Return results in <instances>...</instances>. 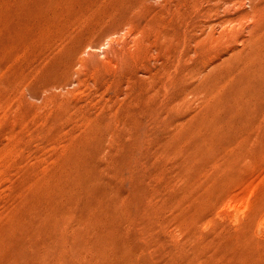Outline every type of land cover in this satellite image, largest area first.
Segmentation results:
<instances>
[{"label": "rangeland", "instance_id": "obj_1", "mask_svg": "<svg viewBox=\"0 0 264 264\" xmlns=\"http://www.w3.org/2000/svg\"><path fill=\"white\" fill-rule=\"evenodd\" d=\"M103 1L87 7L80 23V7H73L83 48L64 83L63 70L54 72L50 55H37L34 46L26 55H0V264H264V95L233 83L219 98L193 96L208 80L193 92V83L175 85L167 98L164 60L137 43L165 22L170 7H196V0ZM207 2L201 7H221ZM255 5L264 0L230 7ZM167 104L178 110L166 111ZM151 114L164 124L149 122Z\"/></svg>", "mask_w": 264, "mask_h": 264}, {"label": "bare ground", "instance_id": "obj_2", "mask_svg": "<svg viewBox=\"0 0 264 264\" xmlns=\"http://www.w3.org/2000/svg\"><path fill=\"white\" fill-rule=\"evenodd\" d=\"M2 0H0L1 2ZM109 1V0H108ZM202 1H219L221 7H201ZM260 1V0H258ZM107 1L103 0H3L2 5L0 6V55L9 56L13 53H18L22 51L28 53L32 50V46L35 49L34 52L37 55L43 53L49 54V61H52L53 69L57 68V74L60 69L63 74H59L63 80L66 76L64 71L66 70L69 75L71 74L70 70L72 67L76 66L78 62L77 57L79 56V51L83 48V40L81 36L76 31L77 24L76 20L74 21V10L73 7H80L78 9V15L82 16V13L86 11L87 7H100L105 5ZM193 1L192 3H194ZM208 3V2H207ZM206 3V4H207ZM196 7H170L169 11L166 14L165 21L156 26H151L150 30L147 29V33H141L140 39L137 45L142 44L148 48H153L157 56L156 58L164 60L163 68L167 73L166 79L163 81V89L165 91L167 98L169 93L178 84H192V90H195L197 85H204L206 81L210 80L205 86L204 92H200L199 88L193 92V96L199 95L202 98H216V94L221 92L224 88L228 87L233 83H239L247 86H250L255 93L264 95V7H252L250 10H245L244 7H230V5L235 4V0H196ZM210 4V3H209ZM241 4V3H240ZM185 5V4H184ZM187 5V4H186ZM191 5V1H190ZM181 6V5H180ZM168 8V7H167ZM167 10V9H166ZM85 13V12H84ZM85 21V19L81 18ZM250 20V23H249ZM83 21V22H84ZM80 25V24H78ZM78 29V28H77ZM88 29V28H87ZM84 30H82L83 32ZM85 33V31H84ZM87 33V32H86ZM75 34V35H74ZM90 34V33H89ZM83 35V34H81ZM86 35V34H84ZM83 35V36H84ZM88 35V34H87ZM89 40V36H87ZM83 38V37H82ZM86 39V37H85ZM86 39V40H87ZM90 41V40H89ZM92 42V40H91ZM36 43H41L44 46L41 49L36 47ZM56 43V44H55ZM85 44V41H84ZM141 45V46H142ZM87 46V45H86ZM136 46L135 48H137ZM140 46V47H141ZM88 47H96L95 44L90 43ZM138 47V48H140ZM146 49V48H145ZM140 50V49H139ZM27 51V52H26ZM33 52V51H32ZM139 52V51H138ZM20 53V52H19ZM124 53V52H123ZM35 54V55H36ZM17 58L20 56L16 54ZM24 55V54H23ZM21 55V56H23ZM121 55V53H120ZM25 57V56H24ZM35 57V56H34ZM33 57V58H34ZM48 57V56H46ZM225 57V58H224ZM12 58V57H11ZM27 58V57H26ZM37 58V57H36ZM130 58V57H129ZM31 59V58H29ZM40 59V58H39ZM38 59V60H39ZM82 59V58H81ZM46 60V58H45ZM44 60V61H45ZM3 61V60H0ZM9 61V60H8ZM81 61V60H80ZM79 61V66L81 65L84 69L82 75L87 74V66L83 61ZM220 61V63L218 62ZM14 61H12L13 63ZM37 62V61H36ZM40 62V61H38ZM37 62V63H38ZM46 62V61H45ZM44 62V63H45ZM126 62V61H124ZM123 62V63H124ZM218 62V63H217ZM32 63V62H30ZM127 63V62H126ZM124 63V64H126ZM7 64V63H6ZM5 64V65H6ZM27 64V63H26ZM35 64V63H34ZM40 65L41 62L39 63ZM38 64V65H39ZM46 64H48L46 62ZM45 64V65H46ZM123 64V65H124ZM15 65V64H14ZM22 65V64H21ZM29 65V63H28ZM50 64H48L49 66ZM78 65V64H77ZM25 66V65H23ZM22 66V67H23ZM27 66V65H26ZM30 66V65H29ZM33 66V65H31ZM35 66V65H34ZM78 66V67H79ZM35 70L37 66H35ZM46 67V66H45ZM77 67V66H76ZM33 68V67H32ZM31 68V69H32ZM9 69V68H8ZM33 69V70H34ZM55 69L53 70L55 72ZM59 69V70H58ZM80 69V68H79ZM77 69V70H79ZM12 70V68H11ZM15 70V69H13ZM34 70V72H35ZM52 70V67L49 69ZM76 70V69H75ZM76 70V72H77ZM21 71V70H20ZM23 71V70H22ZM30 71V70H29ZM11 72L10 70L8 73ZM13 72V71H12ZM15 72V71H14ZM31 72H33L31 70ZM65 72V74H66ZM74 72V71H73ZM83 72V71H82ZM89 72V71H88ZM7 73V74H8ZM29 73V72H28ZM37 73V71H36ZM34 73V74H36ZM159 73V72H158ZM31 74V73H30ZM55 74V73H54ZM64 75V76H63ZM68 75V74H67ZM81 75V74H80ZM79 75V76H80ZM81 75V77H82ZM16 76V75H15ZM26 76V74H25ZM58 76V75H57ZM160 76V75H159ZM17 77V76H16ZM19 77V76H18ZM29 77V75H27ZM87 78V76H85ZM154 77V76H153ZM156 77V76H155ZM21 78V76H20ZM23 78V77H22ZM69 78V77H68ZM83 79V80H86ZM13 79V78H12ZM15 79V78H14ZM13 79V80H14ZM19 79V78H16ZM15 79V80H16ZM30 78L28 80H33ZM38 79V77H37ZM82 79H79L80 83L84 82ZM155 79V78H154ZM160 79V78H159ZM28 80L26 82H28ZM66 77L64 78L63 83L65 82ZM70 80V79H69ZM161 80V79H160ZM17 81V80H16ZM15 81V83H16ZM60 81V80H59ZM73 81V80H72ZM76 81V80H75ZM77 82V84L79 83ZM18 82V81H17ZM69 81L67 85L70 84ZM88 82V81H87ZM46 83V82H45ZM58 83V82H57ZM60 83H62L60 81ZM67 83V82H66ZM72 83V82H71ZM79 83V84H80ZM153 83V82H152ZM20 84V83H19ZM47 84V83H46ZM84 84V83H83ZM83 84H80L81 86ZM197 84V85H195ZM14 85V83H13ZM17 85V84H16ZM49 85V84H48ZM54 85V84H53ZM59 85V84H58ZM155 85V84H152ZM161 85V84H160ZM201 85V86H202ZM242 85H239L242 88ZM184 87V85H182ZM236 86V85H235ZM41 87V86H40ZM48 87V86H47ZM80 87V86H79ZM157 88V87H156ZM239 88V91H240ZM185 89V88H184ZM186 89H188L186 87ZM182 90V88H181ZM189 90V89H188ZM186 91L185 94L188 92ZM203 90V89H202ZM243 90V89H242ZM242 90L240 92H242ZM245 90V89H244ZM175 91V90H174ZM237 92V91H236ZM248 92V91H247ZM252 92V91H251ZM252 92V94L254 93ZM178 93V92H177ZM184 93V92H183ZM235 93V92H234ZM245 93V91H244ZM256 93V94H257ZM148 94V93H147ZM184 94V95H185ZM188 94V93H187ZM221 94V93H219ZM246 94V93H245ZM249 94V92H248ZM253 97L255 98V95ZM151 95V94H150ZM157 95V94H156ZM183 95V94H182ZM181 95V96H182ZM192 95V93H191ZM190 95V96H191ZM222 95V94H221ZM239 95V94H238ZM251 95V94H250ZM152 96V95H151ZM188 96V95H187ZM220 96V95H218ZM217 96V97H218ZM53 97V96H52ZM162 97V96H161ZM186 97V96H184ZM181 98V101L184 99ZM192 97V96H191ZM249 97V96H248ZM193 98V97H192ZM196 98V97H195ZM197 97V99H199ZM201 98V100H202ZM219 98V97H218ZM217 98V99H218ZM221 98V97H220ZM52 99V98H51ZM131 99V98H130ZM151 99V98H150ZM177 99V98H176ZM233 99V98H232ZM252 99V98H251ZM264 99V98H263ZM132 100V99H131ZM134 100V99H133ZM146 100V99H145ZM152 100V99H151ZM163 100V99H162ZM165 100V99H164ZM206 100V99H204ZM209 100V99H208ZM221 100V99H220ZM236 100V99H235ZM136 101V100H135ZM134 101V102H135ZM169 101V100H168ZM174 101V100H172ZM180 104L179 101L176 100ZM210 101V100H209ZM133 102V103H134ZM138 102V101H137ZM164 102V101H163ZM175 102V101H174ZM236 102V101H235ZM150 103V102H149ZM162 103V102H161ZM176 103V104H177ZM198 103V102H196ZM195 103V104H196ZM207 103V102H206ZM234 103V102H233ZM132 104V101H131ZM152 104V102H151ZM166 104V103H165ZM178 104V105H179ZM222 104V103H221ZM153 105V104H152ZM159 105V104H158ZM166 111L176 112L177 106L173 104H167ZM189 105V104H188ZM210 105V104H209ZM217 105L219 106L220 103ZM251 105V104H250ZM156 106V105H155ZM163 106V104H162ZM161 106V109L165 111V108ZM194 106V105H193ZM133 107V106H132ZM154 107V106H153ZM160 107V105H159ZM165 107V106H164ZM188 107V106H187ZM203 107V106H202ZM156 107H154L155 109ZM196 108V107H195ZM209 108V107H208ZM220 108V107H219ZM65 109V108H64ZM126 109V108H125ZM128 109V108H127ZM160 108L157 107L158 111ZM200 109V108H198ZM215 109V108H214ZM257 109V108H256ZM67 110V109H66ZM65 115H69L67 112ZM151 110V109H150ZM216 110V109H215ZM222 110V109H221ZM141 111V110H140ZM209 111V110H208ZM212 111V110H211ZM131 112V111H129ZM142 112V111H141ZM146 112V111H145ZM144 112V113H145ZM223 112V111H222ZM117 113V112H116ZM132 113V112H131ZM135 113V112H134ZM168 113V112H166ZM199 113V112H198ZM202 113V112H201ZM209 113V112H208ZM122 114V113H120ZM119 114V118L121 117ZM130 114V113H128ZM127 114V115H128ZM143 114V113H142ZM141 114V115H142ZM146 114V113H145ZM159 114V113H158ZM157 114V115H158ZM169 114V113H168ZM138 115V114H137ZM140 115V116H141ZM149 115V114H148ZM152 115V114H151ZM153 118V115L150 116L149 122H158L162 121L157 118ZM213 115V114H212ZM220 115V114H219ZM232 115V114H231ZM230 115V116H231ZM234 115V114H233ZM240 115V114H239ZM125 116V112L123 117ZM252 116V115H251ZM71 117V116H70ZM130 117V116H129ZM136 117V116H135ZM147 117V115H146ZM165 117V116H164ZM169 117V116H168ZM213 117V116H212ZM218 117V116H217ZM68 118V116L66 117ZM127 118V116H126ZM181 118V117H180ZM187 118V117H186ZM209 118V117H208ZM231 118V117H230ZM125 119V118H124ZM129 119V118H128ZM127 119V120H128ZM143 119V118H141ZM147 119V118H145ZM163 119V118H162ZM170 120V118H168ZM190 119V118H189ZM229 119V118H227ZM119 120V119H118ZM121 120V118H120ZM126 120V119H125ZM124 120V121H125ZM137 120V119H135ZM160 120V121H159ZM167 120V119H166ZM168 120V121H169ZM177 119H175L176 121ZM222 120V119H221ZM254 120V119H253ZM122 121V120H121ZM134 121V120H132ZM139 121V120H138ZM143 121V120H142ZM127 122H130L129 120ZM148 122V121H147ZM166 122V121H164ZM178 122V120H177ZM182 123V121L178 122ZM218 122V120H217ZM229 122V121H228ZM234 122V121H233ZM117 123V122H116ZM134 123V122H133ZM136 123V122H135ZM190 123V122H189ZM249 123V122H248ZM124 126V123H122ZM122 124L120 126H122ZM137 124V123H136ZM140 124V123H139ZM145 125V123H142ZM150 124V123H149ZM164 124V123H163ZM161 123V125H163ZM172 124V122H171ZM170 124V125H171ZM208 124V123H206ZM228 124V123H227ZM231 124V123H230ZM229 124V125H230ZM247 124V123H246ZM118 125V124H116ZM118 125V126H119ZM126 125V124H125ZM131 125V122L129 126ZM134 125V124H133ZM138 125V124H137ZM151 125V124H150ZM149 125V126H150ZM176 125V122L175 124ZM173 125V126H174ZM176 125V126H178ZM114 126V125H113ZM141 126V125H140ZM174 126V127H176ZM181 126V125H180ZM183 126V124H182ZM181 126V127H182ZM185 126V125H184ZM136 127V126H135ZM138 127V126H137ZM161 127V126H160ZM157 127V128H160ZM208 127V126H207ZM215 127V126H214ZM125 128V127H124ZM127 128V127H126ZM143 128V127H142ZM146 128V127H145ZM143 128V129H145ZM153 128V127H152ZM164 128V127H163ZM179 128V127H176ZM187 128V127H186ZM185 128V129H186ZM213 128V127H212ZM223 128V127H222ZM89 129V128H88ZM137 129V128H136ZM149 130V128L147 127ZM171 129V128H169ZM195 129V128H194ZM204 129V128H203ZM227 129V128H226ZM229 129V126H228ZM232 129V128H231ZM230 129V130H231ZM236 129V128H235ZM253 129V128H252ZM255 129V128H254ZM126 130V129H125ZM135 131V129H133ZM146 130V129H145ZM156 130V129H155ZM158 130V129H157ZM160 130V129H159ZM162 130V129H161ZM160 130V132H161ZM176 130V129H175ZM173 129L172 134L175 131ZM178 130V129H177ZM176 130V131H177ZM183 130V129H182ZM229 130V131H230ZM93 131V130H92ZM170 133V130H168ZM181 131V129L179 130ZM232 131V130H231ZM234 131V130H233ZM122 132V131H121ZM140 132V131H139ZM143 132V131H142ZM155 131H152L154 134ZM197 132V131H196ZM109 133V132H108ZM130 133V132H129ZM128 133V135H130ZM137 133V132H136ZM145 133V132H144ZM168 133V134H169ZM177 133V132H176ZM180 133V132H179ZM206 133V131H205ZM215 133V132H214ZM232 133V132H231ZM252 133V132H251ZM111 134V133H110ZM114 134V131H113ZM149 134V133H148ZM151 134V133H150ZM171 134V135H172ZM217 134V133H216ZM127 135V134H126ZM155 135V134H154ZM153 136V135H152ZM170 136V135H169ZM173 136V135H172ZM171 136V137H172ZM175 136V134H174ZM180 136V135H179ZM197 136V134L195 135ZM228 136V135H224ZM222 136V137H224ZM111 137V136H110ZM178 137V136H177ZM176 137V138H177ZM186 137V136H185ZM126 138V137H125ZM143 138V137H142ZM150 138V137H147ZM182 138V137H181ZM203 138V137H202ZM148 140V139H146ZM152 140V139H151ZM176 140V139H175ZM185 140V139H184ZM190 140V139H189ZM188 140V141H189ZM202 140V139H201ZM245 141V140H244ZM253 141V140H252ZM130 142V141H129ZM165 142V140H164ZM249 142V141H248ZM71 143V142H70ZM166 143V142H165ZM168 143V141H167ZM212 143V142H211ZM210 143V144H211ZM245 143V142H244ZM164 144V143H163ZM197 144V143H196ZM251 144V143H249ZM215 145V144H214ZM157 146V145H156ZM167 146V145H166ZM165 145L163 147L167 148ZM188 146V145H187ZM194 146V145H193ZM204 146V145H203ZM207 146V145H205ZM244 146V145H243ZM69 147V146H68ZM241 147V146H240ZM248 147V146H247ZM137 148V147H136ZM146 148V147H145ZM202 148V147H200ZM75 149V148H74ZM135 149V148H134ZM161 149V148H160ZM163 149V148H162ZM178 149V148H177ZM182 149V148H181ZM189 149V148H188ZM210 149V148H209ZM229 149V148H228ZM231 150V149H230ZM238 150V149H237ZM240 150V149H239ZM76 151V149H75ZM81 151V150H80ZM175 151V150H174ZM242 151V150H240ZM191 152V151H190ZM82 153V152H80ZM207 154V153H206ZM248 154V153H247ZM71 155V154H70ZM80 155V154H79ZM244 155V154H243ZM78 156V155H77ZM132 156V155H131ZM81 157V156H80ZM155 157V156H154ZM182 157V156H181ZM195 157V156H194ZM239 157V156H238ZM241 157V156H240ZM239 157V158H240ZM68 158V157H67ZM73 158V157H71ZM157 158V157H155ZM183 158V157H182ZM174 159V158H173ZM189 159V158H188ZM195 159V158H194ZM187 160V159H186ZM228 160V159H227ZM238 160V159H236ZM234 161V158H233ZM251 161V160H249ZM64 162V161H63ZM178 162V161H177ZM194 162V161H193ZM226 162V161H225ZM237 162V161H236ZM239 162V161H238ZM65 163V162H64ZM71 163V162H70ZM73 163V162H72ZM162 163V162H161ZM168 163V162H167ZM173 163V162H172ZM216 163V162H215ZM79 164V163H78ZM86 164V163H85ZM63 165V164H62ZM65 165V164H64ZM63 165V167H64ZM68 165V164H67ZM160 165V164H159ZM175 165V164H174ZM173 165V166H174ZM183 166V165H182ZM200 166V164H199ZM224 166H227L226 164ZM233 166V165H232ZM62 167V168H63ZM69 167V166H68ZM79 167V166H77ZM163 167V166H161ZM177 167V166H176ZM189 167V166H188ZM202 167V166H201ZM216 167V166H215ZM70 168V167H69ZM82 168V167H81ZM159 168V166H158ZM229 168V167H228ZM65 169V168H64ZM161 169V168H160ZM163 169V168H162ZM188 169V168H186ZM225 169V168H224ZM227 169V168H226ZM177 170V169H176ZM217 170V169H216ZM222 170V169H220ZM228 170V169H227ZM231 170V169H230ZM229 170V172H230ZM68 171V170H67ZM164 171V170H163ZM186 171V170H185ZM184 171V172H185ZM196 171V170H195ZM215 171V170H214ZM226 171V170H225ZM190 172V171H189ZM193 172V171H192ZM223 172V171H222ZM228 172V171H227ZM86 173V172H85ZM84 173V174H85ZM156 173V172H154ZM161 173V172H160ZM224 173V172H223ZM222 173V175H223ZM231 173V172H230ZM66 174V173H65ZM78 174V173H77ZM164 174V173H163ZM190 174V173H189ZM197 174V173H196ZM235 174V173H234ZM86 175V174H85ZM187 175V174H186ZM217 175V174H216ZM82 176V175H81ZM143 176V175H141ZM184 176V175H183ZM189 176V175H187ZM218 176V175H217ZM221 176V175H220ZM70 177V176H69ZM185 177V176H184ZM65 178V177H64ZM75 178V177H74ZM187 178V177H186ZM224 178V177H223ZM66 179V178H65ZM190 179V178H189ZM214 179V178H213ZM228 179V178H227ZM82 180V179H81ZM149 180V178H148ZM147 180V181H148ZM235 180V179H234ZM69 182V180H67ZM192 181V180H191ZM52 182V181H51ZM79 182H81L79 180ZM155 182V181H154ZM173 182V181H172ZM49 183V182H48ZM57 183V182H56ZM87 183V182H86ZM104 183V182H103ZM153 183V182H152ZM160 183V182H159ZM58 184V183H57ZM82 184V183H81ZM93 184V183H92ZM165 184V183H164ZM171 184V183H170ZM192 184V183H191ZM190 184V185H191ZM63 185V184H62ZM96 185V184H95ZM94 185V186H95ZM45 186V185H44ZM61 186V185H59ZM58 186V187H59ZM150 186V185H149ZM148 186V189H149ZM154 186V185H153ZM63 187V186H62ZM66 187V186H65ZM77 187V186H76ZM74 187V188H76ZM96 187V186H95ZM146 187V186H145ZM151 187V186H150ZM55 188V187H54ZM97 188V187H96ZM144 188V187H143ZM147 188V187H146ZM166 188V186H165ZM147 189V190H148ZM153 189V188H152ZM158 189V188H156ZM170 189V187H169ZM42 190V189H41ZM56 190V189H55ZM78 190V189H77ZM86 190V189H85ZM155 190V189H154ZM165 190V189H164ZM190 191V190H189ZM195 191V190H194ZM41 192V191H40ZM62 192V191H61ZM68 193V191L65 190ZM71 192V191H70ZM80 192V191H79ZM157 192V191H156ZM172 192V191H171ZM59 193V192H58ZM64 193V192H63ZM62 193V194H63ZM78 193V192H77ZM89 193V192H88ZM115 193V192H114ZM146 193V192H145ZM153 193V192H152ZM53 194V193H52ZM80 194V193H79ZM95 194V193H94ZM109 194V193H108ZM154 194V193H153ZM157 194V193H156ZM177 194V193H176ZM175 194V195H176ZM209 196V193H207ZM42 195V194H41ZM51 195V194H50ZM48 195V197H50ZM96 195V194H95ZM98 195V194H97ZM159 195V194H158ZM162 195V194H161ZM174 194H172L173 196ZM186 195V194H185ZM198 195V194H197ZM46 196V195H44ZM52 196V195H51ZM54 196V195H53ZM83 196V194H82ZM112 196V195H111ZM57 197V196H56ZM68 197V196H67ZM84 197V196H83ZM100 197V195H99ZM98 197V198H99ZM113 197V196H112ZM125 197V196H124ZM153 197V196H152ZM58 198V197H57ZM61 198V197H60ZM59 198V200H60ZM110 198V197H109ZM126 198V197H125ZM134 198V197H133ZM178 198V197H177ZM186 198V197H185ZM200 198V197H199ZM203 198V197H202ZM201 198V199H202ZM206 198V197H205ZM46 199V198H45ZM62 199V198H61ZM69 199V198H68ZM112 199V198H111ZM166 199V197H165ZM80 200V199H79ZM94 200V199H93ZM96 200V199H95ZM149 200V198H148ZM151 200V199H150ZM169 200V199H168ZM65 201V200H64ZM70 201V200H69ZM83 201V200H82ZM90 201V200H89ZM128 201V200H127ZM156 201V200H155ZM194 201V200H193ZM38 203V201H36ZM35 202V203H36ZM92 202V201H91ZM98 202V201H97ZM151 202V201H150ZM164 202V201H163ZM183 202V201H182ZM49 203V202H48ZM67 203V202H66ZM107 203V202H106ZM112 203V202H111ZM117 203V202H116ZM120 203V202H119ZM172 203V202H171ZM170 203V204H171ZM42 204V203H41ZM133 204V203H132ZM156 204V203H155ZM163 204V203H162ZM169 204V205H170ZM47 205V204H46ZM60 205V204H59ZM72 205V204H70ZM94 205V204H93ZM116 205V204H115ZM144 205V204H143ZM36 206V205H35ZM50 207V205H48ZM63 206V205H62ZM65 206V205H64ZM95 206V205H94ZM164 206V205H162ZM182 206V205H181ZM184 206V205H183ZM183 206L181 208H183ZM188 206V205H187ZM44 207V206H43ZM53 207V206H52ZM56 207V205H55ZM144 207V206H143ZM172 207V206H171ZM185 207V206H184ZM202 207V206H201ZM200 207V208H201ZM34 208V207H33ZM72 208V207H71ZM85 208V207H84ZM94 208V207H93ZM92 208V209H93ZM111 208V207H110ZM123 208V207H122ZM133 208V207H132ZM158 208V207H157ZM96 209V208H95ZM148 209V208H147ZM146 209V211H147ZM162 209V208H161ZM169 209V208H168ZM184 209V208H183ZM199 209V208H198ZM45 210V209H44ZM62 210V209H61ZM91 210V209H90ZM55 211V210H54ZM53 211V212H54ZM152 211V210H151ZM45 212V211H44ZM51 212V211H50ZM61 212V211H60ZM69 212V211H68ZM71 212V211H70ZM93 212V210L91 211ZM145 212V211H143ZM99 213V212H98ZM121 213V212H120ZM146 213V212H145ZM156 213V212H155ZM162 213V212H161ZM39 214V213H38ZM54 214V213H53ZM52 214V215H53ZM57 214V213H56ZM69 214V213H68ZM91 214V213H90ZM102 214V213H101ZM177 214V212H176ZM181 214V213H180ZM42 215V214H41ZM46 215V214H45ZM44 215V216H45ZM49 215V214H47ZM148 215V214H147ZM168 215V214H167ZM179 215V214H178ZM195 215V214H194ZM39 216V215H38ZM50 216V215H49ZM91 216V215H90ZM181 216V215H180ZM184 216V215H183ZM100 217V216H99ZM163 217V216H162ZM161 217V218H162ZM188 217V216H187ZM191 217V216H190ZM90 218V217H89ZM136 218V217H135ZM182 218V217H181ZM71 219V218H70ZM84 219V218H83ZM82 219V220H83ZM93 219V218H92ZM170 219V217H169ZM191 219V218H190ZM188 219V221L190 220ZM48 220V219H47ZM132 220V219H131ZM159 220V219H158ZM164 220V219H163ZM186 220V219H184ZM198 220V219H197ZM56 221V220H55ZM62 221V220H61ZM111 221V220H110ZM167 221V220H166ZM170 221V220H169ZM130 222V220H129ZM133 222V221H132ZM139 222V221H138ZM141 222V221H140ZM159 222V221H158ZM163 222V221H162ZM174 222V221H173ZM53 223V222H52ZM67 223V222H66ZM88 223V221H87ZM153 223V222H152ZM157 223V222H156ZM167 223V222H166ZM176 224H178L176 222ZM181 224V223H180ZM90 225V224H89ZM139 225V224H138ZM66 226V225H64ZM88 227V225H86ZM119 226V225H118ZM70 227V226H69ZM123 227V226H122ZM138 227V226H137ZM166 227V226H165ZM179 227V226H178ZM42 228V227H41ZM56 228V227H55ZM101 228V227H100ZM126 228V227H125ZM43 229V228H42ZM150 228H148L149 230ZM144 230V229H143ZM29 230H27L28 232ZM33 231V230H32ZM36 231V230H35ZM83 231V230H82ZM121 231V229H120ZM123 231V230H122ZM34 232V231H33ZM113 232V231H112ZM143 232V231H142ZM32 233V232H31ZM124 233V232H123ZM126 233V232H125ZM135 233V232H134ZM116 234V233H115ZM136 234V233H135ZM148 235V234H147ZM156 235V234H155ZM162 235V234H161ZM126 236V235H125ZM81 237V236H80ZM64 238V237H63ZM62 238V239H63ZM93 238V237H92ZM115 238V236H114ZM124 238V237H123ZM90 239V238H89ZM88 239V240H89ZM96 239V238H95ZM157 239V238H156ZM159 239V238H158ZM87 240V239H86ZM112 240V238H111ZM110 240V241H111ZM120 240V239H119ZM71 241V240H70ZM126 241V240H125ZM129 241V240H128ZM149 241V240H148ZM59 243V240L57 241ZM69 242V241H68ZM89 242V241H88ZM112 242V241H111ZM169 242V241H168ZM29 243V242H28ZM57 243V244H58ZM61 243V242H60ZM86 243V242H85ZM106 243V242H105ZM110 243V242H108ZM131 243V242H130ZM152 243V242H151ZM179 243V242H178ZM117 247L118 243L116 242ZM160 244V243H159ZM69 245V244H68ZM85 245V244H84ZM94 245V244H93ZM106 245V244H105ZM115 245V244H114ZM146 245V243H145ZM58 246V245H57ZM67 246V245H65ZM100 246V245H98ZM153 246V245H152ZM52 247V246H51ZM56 247V246H55ZM54 247V248H55ZM53 248V247H52ZM53 248V249H54ZM103 248V247H102ZM111 248V247H110ZM129 248V247H128ZM163 248V247H162ZM175 248V247H174ZM50 249V248H49ZM88 249V248H87ZM98 249V248H97ZM108 249V248H107ZM133 249V248H132ZM69 250V247H68ZM111 250V249H110ZM109 250V251H110ZM121 250V249H120ZM128 250V249H127ZM126 250V251H127ZM140 250V249H139ZM52 251V250H51ZM57 251V250H56ZM103 251V250H102ZM130 251V250H129ZM175 251V250H174ZM48 252V251H47ZM128 252V251H127ZM136 252V251H135ZM144 252V251H143ZM171 252V251H170ZM104 253V251H103ZM178 253V252H177ZM66 254V253H65ZM140 254V253H139ZM151 254V253H150ZM172 254V253H171ZM110 254H108L109 256ZM131 255V254H130ZM156 255V254H155ZM68 256H66L67 258ZM70 257V256H69ZM117 260H118V256ZM120 257V256H119ZM63 258V257H62ZM85 258V257H84ZM48 259V258H47ZM69 259V258H67ZM72 259V258H71ZM110 259V257H109ZM125 259V258H124ZM46 260V259H45ZM153 260V259H152ZM17 261V259H16ZM121 262V261H120ZM100 264V263H99ZM107 264V263H106Z\"/></svg>", "mask_w": 264, "mask_h": 264}]
</instances>
